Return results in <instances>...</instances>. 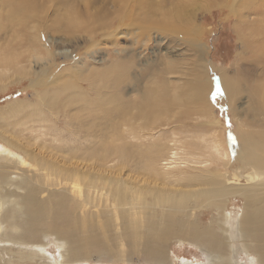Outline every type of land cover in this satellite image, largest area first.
<instances>
[{
    "label": "bare ground",
    "instance_id": "6f19581e",
    "mask_svg": "<svg viewBox=\"0 0 264 264\" xmlns=\"http://www.w3.org/2000/svg\"><path fill=\"white\" fill-rule=\"evenodd\" d=\"M220 1L227 0H0V14L5 12L9 21L0 24V33L15 26L23 31L14 39L0 34V91L39 72L44 74L38 78L45 77L57 66L56 45L46 42L47 34L84 43L75 45L73 66L36 94L37 103L15 99L0 107V241L38 250L21 254L17 264L33 262L53 235L63 249L55 264H76L95 253L114 262L144 256L150 264H174L175 241L202 250L207 264H246L241 255L249 264H264V36L255 46L246 44L252 59L235 62L233 75L217 70L207 61L197 20ZM231 1L230 9L242 19L264 12L260 0ZM153 32L164 35L169 46H187L189 55L150 61L141 73L148 86L128 96L136 81L132 71L139 66L136 50L153 42ZM88 42L86 55L102 50L101 45L118 55L102 67L75 62ZM23 60L47 64L35 72ZM217 87L238 123L232 157L243 164L240 175H227L233 158L212 113L203 122L212 129L196 136V145L180 140L176 130L170 138L152 140L163 125L212 111ZM244 93L246 106H237ZM45 109L71 112H62L65 123H71L70 147L41 143L47 133L37 132L36 125L56 127ZM27 132L33 140L23 145ZM207 155L210 159L203 160ZM136 158L144 167L137 177L124 179V169ZM220 162L224 169L217 167ZM24 166L33 168L25 171ZM15 170L21 174L13 179ZM236 198L242 208L233 213ZM104 200L105 206L92 212ZM208 213L212 219L205 224ZM59 221L68 227L50 232ZM0 264L14 263L0 258ZM180 264L198 262L180 259Z\"/></svg>",
    "mask_w": 264,
    "mask_h": 264
},
{
    "label": "rangeland",
    "instance_id": "374dc122",
    "mask_svg": "<svg viewBox=\"0 0 264 264\" xmlns=\"http://www.w3.org/2000/svg\"><path fill=\"white\" fill-rule=\"evenodd\" d=\"M255 2L258 3L257 0ZM259 2H260L259 4H261L264 2V0H260ZM220 3L223 5L220 4V6L213 8L211 11L204 12L198 16V20H197L198 31H199L198 36L201 42L205 45L206 50L208 51L207 61L210 62L212 65H214V67H217V70L218 68H220L228 72V74L233 75L234 74L233 69L236 63L238 64L245 63L247 62L246 60L252 59L251 54L249 53V50L247 49L246 44L251 42L253 46H255L257 43V40H260V38H263L264 36L263 35L264 33V12H258V13L249 12V14H247V18L242 19V18H239L238 14L236 15V13L230 9L231 6H233V2L231 0L220 1ZM262 7H263L262 11H264V3ZM0 19L2 20L0 24H3L5 26L8 25L9 21H6L5 12H1ZM21 21H24V20H19L18 22H21ZM258 27L260 28L259 30H257ZM251 29H255V30H251ZM3 30H2L3 32L1 31L0 34H2L3 36L4 35L7 36V34L11 35L12 39L15 38V35H18V34L22 35L23 33L21 28L16 27V26L14 28L8 27ZM153 33H154L153 42L149 44H145L143 42L141 46H139V48H137L136 50L137 55L140 57L138 58L140 64L138 62L139 66L134 68L132 71L133 76L136 79V81L135 83H133L134 85L132 84L131 88L133 89L130 88L131 91L129 90L130 93H128V96L129 95L132 96V94H137L136 90L138 88L141 90L146 85L148 86L147 84L148 81L146 82V79H144V76L141 75L142 69L146 67V64L148 63L150 64L151 62L156 63V61H159V64H161V60L164 58V56L171 59L173 58L174 55H180L184 57H187L189 55L187 46H178L176 44L174 45L172 44L173 46H169L168 39L163 38L164 35H162L160 32L159 33L153 32ZM159 34L161 36H159ZM3 36L1 37L4 38ZM45 40L47 43L53 42L56 45L53 51H55V53L59 55L56 60V62H58L57 66H55L53 70H51L49 75L38 78L39 75L44 74V73H40L39 71L41 70V67L43 65L47 64V62L46 61H42V62L34 61V64H32L33 70L39 73L34 76L32 75L29 78H25L20 81L11 83L9 84L6 90L0 91V107L6 105L7 102L13 101L15 99L17 100L18 99L19 100L29 99L32 101V103H37L38 97L36 99L35 96L37 93H41L45 89L48 88L47 87V84L49 83L48 81L54 80L55 77L58 79L62 75L63 71L66 70V68L71 67V65L73 66L74 64L73 56H75L74 52H76L75 45L77 44H81L82 46L84 45L81 39L71 42L68 40L66 36L62 34H51V33L47 34ZM16 41H14L13 44L17 43ZM99 41L104 42L103 39H100ZM126 41H128L127 38L125 39V41H121V46H126L127 45ZM87 46H89V42L82 49V51L80 52L81 53L80 55L79 53H76L77 58L75 59V62L81 61L80 62L81 64H84V65L87 64L90 67L91 65L102 67L109 61V59H112L111 56H114L116 54L118 55L116 50L110 51L105 48V45H101L102 50L98 49L97 51H94V52L89 51L90 53L86 55L84 52L87 50L85 49ZM185 54H188V55H185ZM25 58H26V54H25ZM22 65L32 66L24 62V60L22 62ZM217 70H214V73L212 74L213 79L219 78V74ZM50 95H52V93H50ZM223 97H224V94H221L220 91L217 92V89H216V91H214V93L211 96V101L213 102L215 107L214 109H212V111L207 112V114L205 115L206 117L203 116L200 119H198L197 116H194V117L192 116L189 119L181 118L180 121L172 124L171 127L167 126L168 128H166V126L163 125L154 131L155 136L152 140L156 142L160 138H163V139L170 138L172 132L176 130L177 137H179L180 140L184 139L183 141H186V139H188L190 140L189 141L190 143H192L193 145H196L198 143V140H197L198 137L196 136H201L202 134H209V132L211 131L212 126H209V125L207 126L203 122L207 123V120L209 119V115H211L212 113V117H215L216 126L224 130L223 134H226L227 146L229 148V153L231 157L234 156L235 146L233 148L232 140H234L233 139L235 137L234 135L237 132L238 123H236L237 121L234 116V113L230 111V109H228V102ZM247 100H248V94L247 93L242 94L239 100L237 101V106H241V107L246 106ZM45 110L47 111L46 113L50 114V117H48V119L50 120L51 123L55 124L54 126L56 127L55 128L51 127L53 128L51 129L52 130L51 131L50 128L47 129L48 126L42 127L40 125H36L35 130L37 132H39V130L42 129L43 132L47 133L41 139V143L46 144V145H51V146L70 147L72 143L71 130H70L71 123L70 122H69L70 124L65 123V120L63 117L66 115H62V112L69 113L68 115H70L71 112L62 111L61 113L58 114L56 113L57 111L53 112L52 110L50 111H48V109H45ZM200 124L202 125L200 126ZM54 129L56 130L53 131ZM30 137H31V134L27 132L25 134V137H23V139L21 140L23 145L25 143V140L27 141L33 140V139H29ZM54 137H59L60 141L53 140ZM152 140L149 142L152 143L153 142ZM14 152H17V151H14ZM65 152L67 151L62 152V154L65 155ZM181 156L185 158L184 156L186 155L184 153L183 154L181 153ZM208 156L209 155H207V157H205L203 160H209L210 156L209 157ZM232 158L233 159L231 161V165L228 166V168L226 169L227 175L228 176L240 175L243 172V169H242L243 164L240 160L234 157ZM135 160L137 162H133L132 164L134 165L131 164L130 168L128 167L124 169L123 171L124 179L127 178L128 176L133 177V178L137 177L138 176L137 172L139 171L141 166L144 167V164L138 158H136ZM162 163L160 164L161 166H163ZM190 164L192 163L190 162ZM217 167H220V168L222 167V169H224L222 162H220L219 166ZM32 168L33 166L23 167L25 171H31ZM186 170H191V169H186ZM20 171L15 170V173L13 174L14 176L12 178L13 179L19 178L16 176L21 174ZM64 187L65 185L64 186H54V187L51 186V189L60 190V189H63ZM67 193L69 194V192ZM94 195H97V194H94ZM103 202L97 201L96 203L97 207L95 209L88 208V210L92 211L94 209L92 212L99 210L101 207H104L105 204L107 203V201L105 200ZM231 204L232 205H230L231 206L230 209L232 210L233 213L241 212V208H242L241 200L236 198L235 200H232ZM71 207L72 205L70 206V208ZM211 219H212V214L208 213L206 216L202 218V221L205 224H209ZM67 227H68L67 224L59 221L57 223H54L53 229L50 230V232H53L54 234L56 231L62 232ZM53 237L54 235L51 236L50 240L47 241V246L43 247L44 249L42 248L44 252L39 251V257L37 256L33 262H31L30 260L28 261L24 260L22 261V264H53V263L55 264L54 261L58 260L59 255H61L60 251L63 249L61 248L62 246L61 244L56 245L55 237L54 238ZM4 242L5 241H0V258L2 260L5 259V261H12L14 264H17L19 262L18 260L20 259L19 257H21V254H30L34 251H38L36 250V248H33L34 246L32 245L29 246L26 244L21 245L19 243L13 244V242H10V243L9 242L4 243ZM171 248H172L171 256H172V259L174 260V264H180V259H186L189 262H198V264L208 263L206 254L202 250H199V248L195 247L194 245L175 241L172 243ZM20 252H23V253H20ZM145 258L146 257L144 256H136L135 261H133L132 263L123 262V261L114 262L112 260H109L95 253L91 255V257L89 258L90 260L86 259L83 261L76 262V264H150L146 262ZM239 260L242 261L241 263L247 262L246 264H249L248 263L249 260L246 255H241Z\"/></svg>",
    "mask_w": 264,
    "mask_h": 264
},
{
    "label": "snow or ice",
    "instance_id": "6c2138e0",
    "mask_svg": "<svg viewBox=\"0 0 264 264\" xmlns=\"http://www.w3.org/2000/svg\"><path fill=\"white\" fill-rule=\"evenodd\" d=\"M220 91V89H219V87H217V92H219ZM234 139V138H233Z\"/></svg>",
    "mask_w": 264,
    "mask_h": 264
}]
</instances>
